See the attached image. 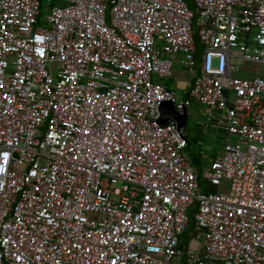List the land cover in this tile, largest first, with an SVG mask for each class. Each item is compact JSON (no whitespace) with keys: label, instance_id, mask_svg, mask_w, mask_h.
<instances>
[{"label":"built area","instance_id":"2783aa9c","mask_svg":"<svg viewBox=\"0 0 264 264\" xmlns=\"http://www.w3.org/2000/svg\"><path fill=\"white\" fill-rule=\"evenodd\" d=\"M192 1L0 0V264H264V0Z\"/></svg>","mask_w":264,"mask_h":264},{"label":"crops","instance_id":"0c3cea01","mask_svg":"<svg viewBox=\"0 0 264 264\" xmlns=\"http://www.w3.org/2000/svg\"><path fill=\"white\" fill-rule=\"evenodd\" d=\"M248 64H246V67L241 72L242 74L246 73L244 77H248L249 75H252L253 73L252 70L248 68ZM263 68H264V64L259 65V69H263ZM178 72H182V73L178 74ZM169 84L171 87H173L177 91L178 96L182 97L191 85V79H190L188 71L180 64H177L176 68L174 69L173 76L169 81ZM191 114L194 115L196 118L200 119L204 115V110L203 108L198 107V109L197 108L193 109ZM202 134H203L202 130L199 129L198 135L193 138H197L199 140L202 138ZM192 139L189 138V140H192Z\"/></svg>","mask_w":264,"mask_h":264},{"label":"rangeland","instance_id":"374dc122","mask_svg":"<svg viewBox=\"0 0 264 264\" xmlns=\"http://www.w3.org/2000/svg\"><path fill=\"white\" fill-rule=\"evenodd\" d=\"M239 68H240V73L238 75H235L237 77H244L246 73L242 74L241 72L243 71V69L246 67V63H240L238 64ZM248 68L252 70V75H247L248 77H256V76H264V68L263 69H259L258 65L249 63L248 64ZM182 72H178V74H180ZM176 75V74H175ZM198 121V118H196L194 115H192L191 113L189 114L188 117V124H187V128H186V132L189 136V138H193L196 137L198 135V131L200 129L199 125H196ZM216 191L215 192H222L225 193L228 191L229 189V183L227 181H223L222 184L218 187H216ZM100 218V216H99Z\"/></svg>","mask_w":264,"mask_h":264},{"label":"trees","instance_id":"16d2710c","mask_svg":"<svg viewBox=\"0 0 264 264\" xmlns=\"http://www.w3.org/2000/svg\"><path fill=\"white\" fill-rule=\"evenodd\" d=\"M187 2V4L193 8V1L192 0H185ZM196 20V19H195ZM195 43H196V58L197 60H200L202 53H203V44L200 42L199 40V36L197 34V32L195 33ZM198 139L197 138H193L192 140H190V147H189V153L191 155V157L194 158V163L201 167L203 165V161L202 159L204 158L203 156H201L200 154H196V152L193 150L194 147L197 144ZM204 181L200 180V184L204 185ZM216 187H211V191H216ZM195 232V226L193 224V221H191L190 226H189V230L188 232H186L185 234H183L182 238L185 242V244H188L189 239L191 238V235Z\"/></svg>","mask_w":264,"mask_h":264},{"label":"water","instance_id":"95a60500","mask_svg":"<svg viewBox=\"0 0 264 264\" xmlns=\"http://www.w3.org/2000/svg\"><path fill=\"white\" fill-rule=\"evenodd\" d=\"M160 118L158 122L165 125L169 119L174 120L177 123L178 129H182L187 124V114L184 110L183 114H180L173 102L163 101L159 105Z\"/></svg>","mask_w":264,"mask_h":264}]
</instances>
